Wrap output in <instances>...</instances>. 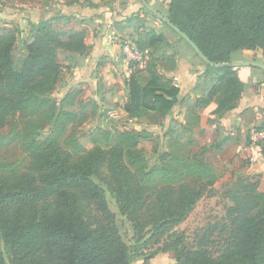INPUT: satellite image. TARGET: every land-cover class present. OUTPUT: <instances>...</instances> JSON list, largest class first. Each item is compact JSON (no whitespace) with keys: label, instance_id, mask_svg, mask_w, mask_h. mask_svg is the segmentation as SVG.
Wrapping results in <instances>:
<instances>
[{"label":"trees","instance_id":"obj_1","mask_svg":"<svg viewBox=\"0 0 264 264\" xmlns=\"http://www.w3.org/2000/svg\"><path fill=\"white\" fill-rule=\"evenodd\" d=\"M149 17L160 20L146 8L126 20L135 34L131 43L139 51L147 50L150 57L159 52L163 55L159 50L166 37L148 23ZM166 18L210 62L222 65L205 64L165 24L194 52L203 67L201 76L215 78L206 97L196 98L186 111L187 118L197 124L195 108L213 101L214 114L229 111L243 89L235 67L228 66L231 54L258 50L264 58V0H170ZM52 19L29 23L32 38L25 45L22 61L14 55L21 27L0 30V129L10 116L37 117L52 104L51 92L61 74L53 53L56 49L76 56L88 51L80 33L66 34L68 45L60 41L50 25ZM130 68L126 114H166L177 106L181 89L155 64L144 67L148 74L144 83L138 77L143 67L131 63ZM53 121L55 126L63 124L65 130L67 123L74 122V115L58 108ZM141 131L117 134V141L107 151L97 146L86 151L70 139L66 146L72 153H63L52 135L43 145L39 141L41 128H28L22 136L24 151L31 158L27 170L16 176L0 175V264H7L5 253L9 264H132L135 252L119 234L106 192L116 198L121 214L130 220L139 238L143 232L149 233L159 244L173 234L171 245L164 243L151 254L141 255L144 262L160 252L172 251L175 264H264V185L238 176L233 188L226 191L232 205L220 231L227 237L218 255L213 256L209 240L218 227L197 235L192 245L186 243L184 234H168L193 210L201 191L186 183H178V189L169 188L172 185L158 190L146 186L151 164L137 148ZM190 168L197 181H206L208 186L217 182L206 163L195 162ZM164 171L171 173L167 168ZM149 192L153 194V212L147 211L145 194Z\"/></svg>","mask_w":264,"mask_h":264},{"label":"rangeland","instance_id":"obj_2","mask_svg":"<svg viewBox=\"0 0 264 264\" xmlns=\"http://www.w3.org/2000/svg\"><path fill=\"white\" fill-rule=\"evenodd\" d=\"M19 1L22 6L11 8L8 11L10 15L0 17V30H12L13 25L8 17L17 19L21 26V36L14 50L17 60L22 61L25 58V45L32 38L29 35L31 22L26 23L21 18L28 6L40 12L39 19L48 13L52 15L50 25L65 45L69 44L66 34L74 35L77 32L83 35L84 39L90 34L86 19L60 15L61 12L53 8V2L45 6L44 0ZM153 21L148 23L166 36V42L159 50L163 51V55L159 52L156 55L158 57L155 55L150 57L148 54L147 64L143 65L138 77L144 83L148 77L144 67L149 63L155 64L163 71L166 79L181 89L177 106L166 114L142 113L132 117L124 112L128 98L127 82L131 74V62L126 60L120 47L123 42H131V38L112 37V46L116 51L111 57H104L105 59L101 60L102 66L96 69L90 67L94 59L91 56L90 44L85 43L88 51L78 56L63 48L56 49L53 53L56 63L61 67V74L60 81L51 92L52 104L37 117L23 118L20 114L10 116L6 119L4 127L0 129V175L16 176L27 170L31 158L24 151L22 136L33 125L41 128L39 141L43 145L47 143V136L52 135L57 140L55 145L59 146L63 153H72L71 148L66 146L70 139L76 140L86 151H92L95 146L107 151L109 146L117 141V134L141 129L137 148L151 164V177L145 180L144 184L150 189L158 190L166 188L167 185H172L169 188L178 189L180 183H186L195 191H201V198L193 210L168 234H184L186 243L192 245L197 235L218 227L219 229L213 231L209 240L211 253L216 256L220 252L223 240L227 237L221 235L220 229L227 223L226 211L232 205L226 198V191L233 188L238 176L249 181H260L263 186L264 172L260 177H256V174L243 173V166L236 164L232 160V154L228 152L221 156L211 151L200 154L201 147L193 140L197 131L192 128L193 119L189 120L186 128V56L195 59L197 57L165 23L161 20ZM24 25H28L25 31ZM58 108L74 115V122L67 123L65 130L62 128L63 124L54 125L53 116ZM195 162H203L211 166L217 182L208 186L206 181H197L190 168ZM164 168L169 169L171 173L164 171ZM171 190L174 192L173 189ZM145 197L148 200L147 211L153 212L150 205L153 201L152 192L145 194ZM106 200L115 216L124 243L135 252L136 260L132 264H175L172 251L160 252L146 262L141 256H147L156 249L164 247V243L171 245L173 234L163 238L159 244L155 242V238L150 237L149 233L143 232L142 237L139 238L130 220L121 214L116 198L106 192ZM5 259L9 264L7 253Z\"/></svg>","mask_w":264,"mask_h":264},{"label":"crops","instance_id":"obj_3","mask_svg":"<svg viewBox=\"0 0 264 264\" xmlns=\"http://www.w3.org/2000/svg\"><path fill=\"white\" fill-rule=\"evenodd\" d=\"M145 1L156 12L166 17L170 0ZM52 2L53 8L61 12L60 15L88 21L90 34L84 41L92 48L90 51L94 59L90 64L91 69L98 68L104 57L109 58L115 53L112 37L134 38V30L126 20L144 8L139 0H44L45 6ZM20 6L22 4L19 0H0V17L10 15L8 11L11 8ZM39 13L38 10L28 6L21 18L26 23L52 18L48 13L39 19ZM8 19L12 25H19L17 19L9 17ZM148 21L154 22L150 17ZM27 27L28 25H24V31ZM197 60L186 56V111L191 110L196 98L206 97L215 82L213 76L207 78L201 76L203 67ZM230 60L231 63L260 64L262 56L258 50H238L231 54ZM235 69L243 83L239 99L229 111L221 115L213 113L216 109L214 101L207 106L196 107L195 114L199 117V121L192 126L197 130L193 140L200 145V154L204 151H211L218 156L231 153L233 156L231 159L239 166H243V173L257 175L264 172V154H262L264 148L251 145L247 141L246 134L253 126L264 127V72L249 66L235 67ZM188 122L186 115V128Z\"/></svg>","mask_w":264,"mask_h":264},{"label":"built area","instance_id":"obj_4","mask_svg":"<svg viewBox=\"0 0 264 264\" xmlns=\"http://www.w3.org/2000/svg\"><path fill=\"white\" fill-rule=\"evenodd\" d=\"M120 48L126 60L136 63L138 68H142L146 63L148 57L147 50L139 51L131 42H123ZM247 140L251 145H264V127L249 128Z\"/></svg>","mask_w":264,"mask_h":264},{"label":"water","instance_id":"obj_5","mask_svg":"<svg viewBox=\"0 0 264 264\" xmlns=\"http://www.w3.org/2000/svg\"><path fill=\"white\" fill-rule=\"evenodd\" d=\"M140 3L146 8L150 13L159 18L162 22H164L170 29H172L178 36H180L189 46L190 48L197 54V56L207 65L215 68L222 67V65L214 64L208 60L206 56L198 49V47L190 40V38L180 31L175 25H173L166 17L162 16L160 13L156 12L145 0H139ZM228 66L231 67H240V66H249L255 67L263 70L264 72V58H262V63H251V62H243V63H229Z\"/></svg>","mask_w":264,"mask_h":264}]
</instances>
